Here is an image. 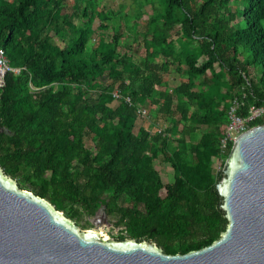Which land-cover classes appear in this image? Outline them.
Masks as SVG:
<instances>
[{"label":"trees","instance_id":"obj_1","mask_svg":"<svg viewBox=\"0 0 264 264\" xmlns=\"http://www.w3.org/2000/svg\"><path fill=\"white\" fill-rule=\"evenodd\" d=\"M103 1L0 0V46L21 67L0 86V166L73 220L103 204L120 240L202 248L228 224L216 183L233 100L243 117L264 106V0H145L153 12L126 22Z\"/></svg>","mask_w":264,"mask_h":264},{"label":"water","instance_id":"obj_2","mask_svg":"<svg viewBox=\"0 0 264 264\" xmlns=\"http://www.w3.org/2000/svg\"><path fill=\"white\" fill-rule=\"evenodd\" d=\"M5 74L0 70V86ZM226 229L211 244L168 253L152 240L82 228L0 166V264H264V122L233 141L216 183Z\"/></svg>","mask_w":264,"mask_h":264},{"label":"rangeland","instance_id":"obj_3","mask_svg":"<svg viewBox=\"0 0 264 264\" xmlns=\"http://www.w3.org/2000/svg\"><path fill=\"white\" fill-rule=\"evenodd\" d=\"M103 4L107 5L108 8L114 9L116 12L124 10L126 13L123 20L126 22L128 19V15L135 14L137 11H143L145 14L143 16H147L148 13L153 12V4L152 2H146L145 0H104ZM98 21H96V24ZM132 37L127 36L124 45L131 44ZM125 47V46H121ZM131 48V46H130ZM129 48V49H130ZM121 49V48H120ZM135 47L133 46V50ZM170 77L171 85L177 84L179 82V78L176 75L166 76ZM152 119L150 117H146L142 119L143 124H151ZM163 127L162 123L160 127ZM207 126H203L202 130L207 129ZM156 167L162 171L164 175V179H167V175H171L173 172L172 165L168 161H159L156 164ZM220 170V164H214L215 173ZM119 202L122 205H128L131 203L129 198L126 195H122L120 197ZM117 217L116 215H109L105 211V206L102 204L95 214L89 215L86 212H82V215L79 219H76L77 223L82 227V224H86V228H98L105 236L112 237L114 239H118L119 235L124 232V226L116 224ZM83 228V227H82ZM125 233V232H124Z\"/></svg>","mask_w":264,"mask_h":264},{"label":"built area","instance_id":"obj_4","mask_svg":"<svg viewBox=\"0 0 264 264\" xmlns=\"http://www.w3.org/2000/svg\"><path fill=\"white\" fill-rule=\"evenodd\" d=\"M0 70L3 72V74H6L7 72L19 73L21 71V67L13 66L10 64L5 53V49L1 46H0ZM114 97L116 100L120 99L121 93L119 90L114 91ZM126 100L131 101V97L126 96ZM239 105H240V100L235 98L229 110L230 121L226 127L225 135L221 138V142H220V150L223 155L229 152V146L231 143H233V141L237 138V136L241 132L249 128L247 126V122L264 114V106L252 105L250 107L249 115L243 117L237 112V107H239ZM138 112L141 118H145L148 116V110L146 107H142V106L139 107Z\"/></svg>","mask_w":264,"mask_h":264},{"label":"crops","instance_id":"obj_5","mask_svg":"<svg viewBox=\"0 0 264 264\" xmlns=\"http://www.w3.org/2000/svg\"><path fill=\"white\" fill-rule=\"evenodd\" d=\"M139 124H142V125H144V124L142 123V120L139 122Z\"/></svg>","mask_w":264,"mask_h":264},{"label":"bare ground","instance_id":"obj_6","mask_svg":"<svg viewBox=\"0 0 264 264\" xmlns=\"http://www.w3.org/2000/svg\"><path fill=\"white\" fill-rule=\"evenodd\" d=\"M102 232V231H101Z\"/></svg>","mask_w":264,"mask_h":264}]
</instances>
